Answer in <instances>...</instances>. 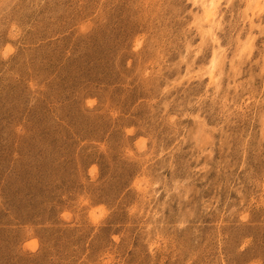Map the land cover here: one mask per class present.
I'll return each mask as SVG.
<instances>
[{"label":"rangeland","instance_id":"rangeland-1","mask_svg":"<svg viewBox=\"0 0 264 264\" xmlns=\"http://www.w3.org/2000/svg\"><path fill=\"white\" fill-rule=\"evenodd\" d=\"M0 264H264V0H0Z\"/></svg>","mask_w":264,"mask_h":264}]
</instances>
